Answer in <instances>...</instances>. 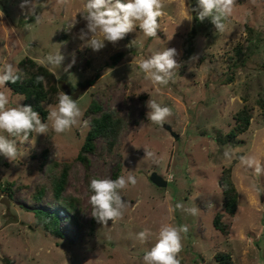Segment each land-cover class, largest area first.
Returning a JSON list of instances; mask_svg holds the SVG:
<instances>
[{
    "label": "rangeland",
    "instance_id": "374dc122",
    "mask_svg": "<svg viewBox=\"0 0 264 264\" xmlns=\"http://www.w3.org/2000/svg\"><path fill=\"white\" fill-rule=\"evenodd\" d=\"M22 2L0 0V67L10 63L18 69V62L30 57L53 73L59 90L78 103L81 116L65 133L55 134L49 123L48 137L17 141L13 161L0 155V264H143L162 223L188 226L181 264H223L217 260L221 253L230 255V264H264V170L257 173L238 159L253 156L264 169V0H235L223 33L216 32L210 18L198 19V0H162L156 37H145L137 26L118 44L106 41L99 51L78 38L86 28L80 13L87 0H35L39 22L20 7ZM190 42L193 50L186 55ZM167 47L177 49L181 67L167 86H154L138 63ZM60 51L65 57L61 66L46 64L50 53ZM118 51L122 55L111 66V55ZM0 91L8 95L10 107L23 105L22 94L7 85ZM150 94L172 110L165 123L176 137L148 121ZM91 99L123 118L110 150L97 137L94 151H81L90 118L100 113L84 115ZM57 103V97L44 101L47 115ZM244 106L251 110L248 126L232 134L235 114ZM47 115H40L43 122L48 123ZM144 147L154 159H145ZM64 167L60 194L71 201L74 219L53 192ZM154 170L166 185L150 180ZM115 171L117 178L129 173L137 178L135 186L121 192L123 217L107 225L94 219L89 230V182L112 179ZM225 175L237 195L233 213L223 205ZM177 202L197 208L198 214L175 209ZM34 208L56 209L60 232L38 220ZM218 211L227 234L213 225ZM145 229L152 235L141 243L137 234Z\"/></svg>",
    "mask_w": 264,
    "mask_h": 264
},
{
    "label": "clouds",
    "instance_id": "9594fccd",
    "mask_svg": "<svg viewBox=\"0 0 264 264\" xmlns=\"http://www.w3.org/2000/svg\"><path fill=\"white\" fill-rule=\"evenodd\" d=\"M234 3L235 0H198V19L203 22L206 18H210L216 32L223 33L226 29L225 21L231 16ZM20 7L28 9L29 14L35 16L36 21L39 22L40 17L35 11V0H23ZM162 8V0H87L80 13L86 21V28L80 30L78 38L84 42L83 46L90 47L94 51L105 47L106 41L113 45L118 44L137 26L145 37L154 38L159 29L158 18L163 15ZM76 23L77 21L73 22L67 29L70 30ZM177 55L176 48L167 47L141 60L138 68L144 74V79L154 86H167L174 81L177 69L181 67L177 62ZM64 59L61 51L50 53L46 57V64L53 67L61 66ZM72 63H75V59ZM22 75L12 64H5L0 67V87L9 82L16 83ZM40 79L42 78H37L38 81ZM57 100L58 103L55 106H49L48 123H46L42 121L40 113L34 111L30 105L10 107L8 95L0 91V155L13 161L18 155L17 141L21 144L25 143L33 135L48 137L49 123L55 134L65 133L76 125L81 116L76 100L65 92H61ZM146 107L149 109L146 114L148 121L161 127L172 115L169 107L161 106L152 96L146 101ZM55 147L57 149L56 144ZM144 149L145 159H154L155 154L147 147ZM57 154L58 151L55 152V156ZM232 155L227 151L224 153L228 159H231ZM238 159L240 164L249 168L254 167L257 173L264 170L253 156L241 155ZM136 184L137 178L131 173L127 177L121 175L114 180L110 178L91 179L89 182L92 192L90 196L91 216L97 223L103 225L122 218L125 202L121 192L129 185L135 186ZM175 209H180L193 216L199 211L195 207L185 208L182 202H177ZM188 231L187 225L174 226L170 223H162L155 237V244L143 255V264H181L178 256L183 248L182 234H187ZM151 235L150 230L145 229L137 234V239L144 243Z\"/></svg>",
    "mask_w": 264,
    "mask_h": 264
},
{
    "label": "trees",
    "instance_id": "16d2710c",
    "mask_svg": "<svg viewBox=\"0 0 264 264\" xmlns=\"http://www.w3.org/2000/svg\"><path fill=\"white\" fill-rule=\"evenodd\" d=\"M252 28L249 27L251 31ZM250 35V34H249ZM251 39V38H250ZM193 50V45L190 42L185 50L186 55H190ZM122 55V52L118 51L116 54L111 55V66L114 65ZM18 70L23 74L21 79L16 83L9 82L7 86L11 89L13 93H20L24 96L23 105H30L33 107L34 111L40 113L41 116L45 117L47 115V110L44 108V101L50 99L53 100L54 97H58L61 93L59 90L55 77L51 71L46 69L43 65L33 61L30 57L23 58L18 62ZM40 77L39 81L37 78ZM230 76H228V81ZM91 79L87 80L90 83ZM81 85V84H78ZM78 90V89H77ZM99 111V115H92L89 121V128L86 132L84 141L81 146V151H94L95 149V138L101 137L104 140L106 149L110 150L112 145L118 138V135L123 126V118L118 116L114 109H104L95 100L91 99L90 103L84 110V115H90L92 112ZM251 117V110L249 106H244L242 110H239L235 114V124L233 125L232 134L236 132L243 131L249 123ZM82 160L87 161V157L84 154H78ZM118 172L115 171L111 175L114 180L118 176ZM66 179V168H62L60 174L53 182L54 194L61 203L65 204L66 209L71 212L70 217L73 216V205L68 199H62L60 191L64 186ZM221 182L223 185V195H224V208L227 212L233 213L236 208L237 195L234 188L233 182L229 179L227 175L221 176ZM34 213L36 214L38 220H40L44 225L51 231L59 233V227L57 225L58 215L57 210H49L45 208H34ZM222 212H216L213 218V225L219 229L222 233L227 234L228 228L227 224L221 219ZM94 218L90 219L89 225L91 226L89 230H92V225ZM229 254L221 253L217 260L223 264L229 263ZM8 260V259H7Z\"/></svg>",
    "mask_w": 264,
    "mask_h": 264
},
{
    "label": "water",
    "instance_id": "95a60500",
    "mask_svg": "<svg viewBox=\"0 0 264 264\" xmlns=\"http://www.w3.org/2000/svg\"><path fill=\"white\" fill-rule=\"evenodd\" d=\"M164 126L167 130H169V132L174 136L176 137L177 136V132H175L174 130H172L171 128V125L168 124V123H164ZM149 178L150 180L155 183L156 185H159V186H163V185H166V179H164L159 173H157L155 170L152 171L149 175ZM6 204H8V200L5 201Z\"/></svg>",
    "mask_w": 264,
    "mask_h": 264
}]
</instances>
